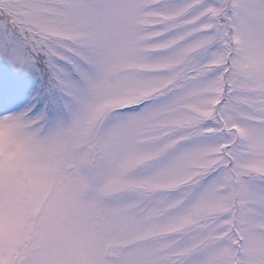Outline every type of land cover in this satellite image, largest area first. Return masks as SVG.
Returning <instances> with one entry per match:
<instances>
[{"label": "snow or ice", "instance_id": "snow-or-ice-1", "mask_svg": "<svg viewBox=\"0 0 264 264\" xmlns=\"http://www.w3.org/2000/svg\"><path fill=\"white\" fill-rule=\"evenodd\" d=\"M0 264H264V0H0Z\"/></svg>", "mask_w": 264, "mask_h": 264}]
</instances>
